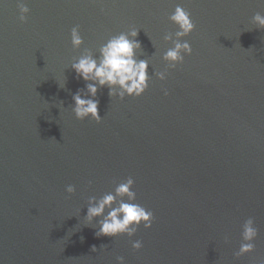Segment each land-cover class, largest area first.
Wrapping results in <instances>:
<instances>
[{
	"label": "water",
	"instance_id": "95a60500",
	"mask_svg": "<svg viewBox=\"0 0 264 264\" xmlns=\"http://www.w3.org/2000/svg\"><path fill=\"white\" fill-rule=\"evenodd\" d=\"M23 2L21 22L18 0H0V264H264V29L252 22L264 0ZM177 5L192 52L167 68ZM132 28L146 90L98 87L100 122L76 119L72 96L86 91L71 64ZM129 177L151 227L97 237L88 198ZM249 218L254 250L236 257Z\"/></svg>",
	"mask_w": 264,
	"mask_h": 264
},
{
	"label": "clouds",
	"instance_id": "9594fccd",
	"mask_svg": "<svg viewBox=\"0 0 264 264\" xmlns=\"http://www.w3.org/2000/svg\"><path fill=\"white\" fill-rule=\"evenodd\" d=\"M17 7L19 9L18 19L24 22L29 8L23 0H18ZM168 19L177 26L178 30L175 32L176 39L173 41V46L164 52L162 59L167 62V68H174L177 63L183 61L184 55H190L192 52L190 44L186 40L182 42V38L188 36L194 30L195 25L190 19L189 13L180 5L175 7ZM252 22L259 29H264V15L256 13L252 17ZM138 31L132 28L127 33L122 32L112 36L99 48L98 58L89 53L81 55L71 64L76 76L85 81L86 91V95L78 90L72 96V112L76 119L91 118L97 123L100 122L99 102L95 99L98 87H107L109 97L117 96L120 99L125 96L138 97L146 90L149 80V64L147 60L136 59L135 50L140 48V42L135 39ZM70 37L74 49L79 48L83 43L78 26L71 29ZM163 39L169 41L172 36L165 34ZM166 71L167 69L158 71L154 75L157 79L163 80ZM164 94L167 95V91ZM133 184L134 180L129 177L118 183L113 192H108L99 198L95 196L88 198L85 220L91 222L94 218L102 217L98 220L99 227L95 232L97 237L119 235L132 237L140 225H143L145 229L151 227L153 213L134 202L136 193L132 190ZM65 191L69 194L73 193L74 186L68 185ZM257 234V229L253 226V219L245 220L241 232L243 242L234 256L239 257L252 252L254 250L252 241L257 237ZM225 239L227 240V237ZM131 247L134 250H139L142 243L140 240H135ZM92 250L95 251V246ZM117 261L118 264H124L122 256H118Z\"/></svg>",
	"mask_w": 264,
	"mask_h": 264
}]
</instances>
